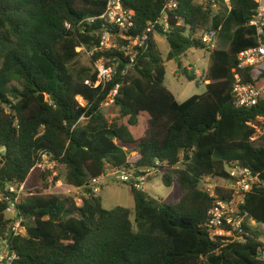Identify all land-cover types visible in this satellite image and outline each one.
Instances as JSON below:
<instances>
[{
	"label": "trees",
	"instance_id": "trees-1",
	"mask_svg": "<svg viewBox=\"0 0 264 264\" xmlns=\"http://www.w3.org/2000/svg\"><path fill=\"white\" fill-rule=\"evenodd\" d=\"M169 1L120 0L133 12L134 26L114 33L141 36L148 23L160 20ZM206 1L204 6L173 0L167 31L156 27L168 45L167 61L190 50L208 53L205 92L179 103L164 86V60L153 33L124 75L120 65L105 88L84 85L94 78L95 60L120 57L116 51L97 52L88 66L77 64L85 55L82 47L91 50L99 44L98 33L111 28L99 19L108 0H0V187L26 183L29 194L17 209L32 223L25 237L9 236L6 201H0V237L17 255L12 264H264L259 241L264 148L253 146L256 132L247 125L264 117V97L249 109L237 108L232 97L235 75L264 85V64L239 69L237 61L239 53L257 45L249 22L259 4L228 0V8L214 15L213 4L224 0ZM209 30L221 34L223 46L206 49L200 37ZM184 75L196 81L195 71ZM117 85L119 122L113 123L102 104ZM41 154L64 169L62 179L36 168L31 172ZM236 161L262 183L242 206L258 227H247L244 244L220 246L206 227L213 199L199 186L205 178L226 180L225 165ZM108 169H126L134 179L163 170V185H176L180 195L160 203L136 188L135 180L128 182L133 223L130 209L103 208L91 188ZM60 181L83 190L80 206L69 197L43 194ZM215 193L220 199L228 195L218 187Z\"/></svg>",
	"mask_w": 264,
	"mask_h": 264
},
{
	"label": "built area",
	"instance_id": "built-area-1",
	"mask_svg": "<svg viewBox=\"0 0 264 264\" xmlns=\"http://www.w3.org/2000/svg\"><path fill=\"white\" fill-rule=\"evenodd\" d=\"M224 2L229 6L228 0H224ZM255 2L259 6L251 16L249 25L255 28L257 45L239 53L237 57L239 69L258 67L264 64V6L261 5V0H255ZM175 8L176 4L173 0H170L164 6L159 21L148 23L141 36L131 37L114 32H127L133 28V12L124 8L120 0H108L105 11L99 19L103 21V26L111 28L109 30L103 28L98 33L100 37L98 45L94 46L91 50H87L85 47H82L81 50L88 59L97 52L107 53L116 51L120 54V57L102 56L95 60L92 63L94 78L85 80L84 85L92 89L105 88L117 74L120 65L124 66L122 70V75H124L136 63L141 49L146 50L148 48L149 36L151 33L156 34V27L161 26L163 33L167 31V13ZM90 21L93 22V20ZM217 35L218 32L216 30H209L201 35L200 40L206 49H214ZM234 80L232 87L234 105L242 109H249L258 105L260 99L264 97V85L256 87L252 84L244 83L241 81L239 75H235ZM118 89L119 86L117 85L109 92L107 99L102 104V109L115 105ZM78 101L80 105H83L81 98H78ZM82 120L83 118L80 119V121ZM262 124H264L263 116H258L255 121L247 123L256 132L250 139L251 143L263 135ZM55 165L56 162L52 161L48 155L41 154L31 172L36 168L53 173ZM111 171L117 182L128 183L135 180L133 185L136 188H139L143 184L150 173L148 170L147 175L134 179L126 169ZM225 171L228 175V178L224 180L227 186L222 187V189L228 195L224 194V199L217 197L215 193L216 186L210 183V178H205L200 184V189L213 199V207L208 212L209 219L206 225L209 239L212 242L220 243V246L235 243L244 244L248 237L247 227H258V225L248 217L247 213L243 211L242 206L245 203L248 192L255 187L261 186L262 183L257 174H253L247 168L241 166L238 161L227 163ZM91 187L93 188V192H99L98 179L92 180ZM28 192L25 182L6 183L4 187H0V201H6L4 215L8 220V235L11 237L26 236L27 220L19 216L17 205L23 196L29 194ZM260 230L264 231V226H260ZM259 241L262 245L260 257L264 260V237L260 238ZM16 259L17 255L9 249L8 239L0 237V264H12Z\"/></svg>",
	"mask_w": 264,
	"mask_h": 264
},
{
	"label": "rangeland",
	"instance_id": "rangeland-1",
	"mask_svg": "<svg viewBox=\"0 0 264 264\" xmlns=\"http://www.w3.org/2000/svg\"><path fill=\"white\" fill-rule=\"evenodd\" d=\"M195 4L207 5L206 0H193ZM261 5L264 6V0H261ZM227 5L224 1H217L215 6L212 7L213 14H217L223 11ZM228 8V7H227ZM221 34L218 33L215 46H223L220 40ZM154 39L157 42L159 51L164 60L165 66V78L164 86L168 88L172 94L175 96L179 103L186 101L192 96H199L205 92V86L203 84V79L206 74V70L209 64L208 53L204 50H190L183 57L179 58L178 62L174 60L167 61L168 45L166 43L165 37L159 33L154 35ZM78 66H88L89 59L85 55H81L77 61ZM195 71L196 81L189 82L184 72ZM103 114L109 122H119V113L116 106L110 108H103ZM263 135L259 136L258 139L253 142V146H261L264 148V124L261 125ZM1 152V150H0ZM129 159L132 161L134 156L129 154ZM111 170H107L106 174L108 176L101 180L99 183V192L94 194L99 198L103 208L110 210L115 207H124L132 211L131 221L134 223V201L131 194V188L128 183H120L113 177ZM163 170L150 171L146 180L141 184V189L147 195L157 202L160 203H172L180 195L178 187L176 185L172 187H165L161 181L160 176ZM105 174V175H106ZM64 169L57 164L54 167V172L51 177L63 178ZM51 180V178H50ZM49 180V181H50ZM51 182V181H50ZM210 183L218 188L227 186L224 180L218 178H210ZM98 186V185H97ZM201 188V186H199ZM40 188V184L38 185ZM92 188V187H91ZM93 189V188H92ZM43 194H53L61 198L69 197L74 200V202L80 206L81 197L84 196L83 190H77L72 187L65 185L62 181L57 182L53 186L49 187L48 190L43 191ZM32 223L30 221L26 222V226L30 227Z\"/></svg>",
	"mask_w": 264,
	"mask_h": 264
},
{
	"label": "crops",
	"instance_id": "crops-1",
	"mask_svg": "<svg viewBox=\"0 0 264 264\" xmlns=\"http://www.w3.org/2000/svg\"><path fill=\"white\" fill-rule=\"evenodd\" d=\"M227 7H228V6H227ZM196 74L198 75V72H196ZM106 176H108V174H106V175L103 176L102 178L98 179L99 183H100L101 180L105 179ZM139 189H141V185H140Z\"/></svg>",
	"mask_w": 264,
	"mask_h": 264
},
{
	"label": "water",
	"instance_id": "water-1",
	"mask_svg": "<svg viewBox=\"0 0 264 264\" xmlns=\"http://www.w3.org/2000/svg\"><path fill=\"white\" fill-rule=\"evenodd\" d=\"M178 61H179V58H175L174 62H178ZM0 161L1 162L3 161L2 157H0Z\"/></svg>",
	"mask_w": 264,
	"mask_h": 264
}]
</instances>
